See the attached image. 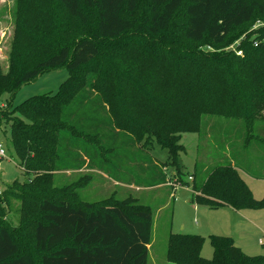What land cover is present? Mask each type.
I'll return each instance as SVG.
<instances>
[{
    "label": "trees",
    "instance_id": "16d2710c",
    "mask_svg": "<svg viewBox=\"0 0 264 264\" xmlns=\"http://www.w3.org/2000/svg\"><path fill=\"white\" fill-rule=\"evenodd\" d=\"M56 2L72 18L65 24L74 20L83 34L34 61L30 52L19 54L20 48L11 55L6 74L0 65V99L5 93L12 98L23 84L51 68L69 71L56 92L35 94L0 110V123L10 125L18 165L31 175L26 186L39 189L40 213L31 229L36 260L21 249L10 224L0 220V264H147L155 207L133 203L134 197L95 202L52 198L45 184L52 173L83 167L137 186L167 184L164 166L178 169L182 134L196 132L201 139L210 126L206 116L238 121L240 146L250 147L254 132L264 134V34L240 46L243 56L193 44H223L234 28L248 24L255 14L264 15V0H149L150 15L138 24L124 16L135 11L137 0ZM181 7L186 41L168 34ZM135 30L147 38L135 40ZM32 41L24 47L36 48L34 56L51 45L38 37ZM121 57L133 61L122 62ZM153 141L167 150L166 162L148 153ZM229 146L230 153L214 163L203 160L197 146L189 175L193 200L212 208H264V197L254 198L240 175L239 145ZM231 148L238 149L236 156ZM138 174L148 182H139ZM92 175L79 173L63 189L71 195L73 186H82L80 180ZM210 240L213 255L207 259L200 254L203 236L170 232L166 257L175 264H264V256L245 254L230 236L210 235Z\"/></svg>",
    "mask_w": 264,
    "mask_h": 264
},
{
    "label": "rangeland",
    "instance_id": "374dc122",
    "mask_svg": "<svg viewBox=\"0 0 264 264\" xmlns=\"http://www.w3.org/2000/svg\"><path fill=\"white\" fill-rule=\"evenodd\" d=\"M150 5L149 0H137L135 11H125L124 16L135 19L137 24L144 23L150 15ZM185 18L184 7H181L172 18L168 34L186 41L182 37ZM70 19H72L70 16L62 12L56 0H0V65L3 74L9 70L11 55H16L20 48L22 49L19 54L30 52L27 55H29V59L33 58L34 61L56 51L65 42L71 44V40L83 32L77 28V23L74 20L70 26L65 24ZM41 31L43 32L41 33ZM262 34H264V15L255 14L248 24L234 28L223 44L213 46L203 40L193 45H197L204 51H233L237 55L243 56L245 52L240 46L242 47L246 43L248 46L249 40L256 39L258 35ZM132 36H135L137 41L147 38V34L137 30ZM34 37L51 42L50 47L37 48L43 50V52L39 50L41 53L37 56L30 55L32 51H36V48L32 50L24 47L27 42H33ZM155 42L157 44V40ZM120 60L122 62L133 61L125 57H121ZM68 75L69 71L62 66L43 72L37 78L23 84L12 98L9 99L7 93L2 95L0 110L17 105L35 94L56 92ZM206 118H210V126L205 130L206 138H204V129L200 136L204 139H200L196 132L183 133L180 143L184 147V151L179 153L178 169L175 170V167L171 165L164 166L168 176L166 185L174 199L167 204V199L164 200L166 205L163 203L158 211L153 208L152 237L148 244L147 264H175L166 257L170 232L203 236L204 241L200 254L207 259L213 255L210 235L230 236L233 243L239 246L245 254L264 256V208L243 211L228 208L209 209L205 207L206 205H201L194 200L190 201L192 190L187 187L189 183L187 177L193 175L191 173L193 165L197 154L199 155L197 146L200 151L204 152L202 159L204 160L206 157L208 161L214 163L216 161L213 160L218 156L225 152L230 153L229 144L233 142L235 146L239 145L238 149L241 156L239 161L242 162V164L239 163L241 166L240 174L254 198L264 197V180L248 176V174H256L259 177H264V161H262L264 160V147H261L259 140V136L264 134L254 132L251 146L242 148L238 121L217 116H206ZM151 145L153 146L151 154L159 161L166 162L167 150L155 141ZM0 147L5 152V155L0 157V220L10 224L14 229L15 237L20 240L21 249L29 251L36 260L39 254L33 248L31 229L33 219L40 216L36 209L39 189L27 188L26 184L31 183V175L25 174L18 165L19 162L11 144L10 125L3 121L0 123ZM238 149L231 148L233 156H236L234 152ZM117 172L120 174L117 176H122V178L125 176L124 173ZM50 175V180L48 183L46 182L45 187L52 198L67 197L72 200L82 199L95 202L109 197L111 200L134 197L136 200L133 203L140 202L149 207H156L155 201L159 198L158 192H156L157 197L155 196L154 200L149 199L151 194H155L152 192L154 189L134 190L114 184L111 179L99 173L93 174L92 178L87 181L80 180L82 186H73L71 190L73 194L70 195L63 187L67 181L75 180L77 177L67 179L60 173ZM137 178L139 182H148L142 181L140 174ZM75 189L76 192L74 193Z\"/></svg>",
    "mask_w": 264,
    "mask_h": 264
},
{
    "label": "crops",
    "instance_id": "0c3cea01",
    "mask_svg": "<svg viewBox=\"0 0 264 264\" xmlns=\"http://www.w3.org/2000/svg\"><path fill=\"white\" fill-rule=\"evenodd\" d=\"M152 147L153 146H150V149L148 150V153L152 156V158L155 160V161H157V162H161V161H159L158 159H156L152 154H151V149H152ZM86 172H90V173H92V174H100V175H102V176H104V177H106V178H108V179H111L113 182H114V184L116 183V184H119V185H122V186H126V187H129V188H132V189H134V190H146V189H154V191H152L153 193H155L154 195H152L151 194V196L149 197V199L150 200H154L155 199V196H156V192H158V195H159V198H158V200L157 201H155V203H156V207H155V209H156V211H158L159 209H160V207L163 205V203H164V200H166L167 199V202H166V204L169 202V201H171V200H173L174 198H173V195H171V192H170V190H169V188H168V186L165 184V183H161V184H158V185H154V186H147V187H143V186H137L134 182H131V183H124V182H118V181H116V180H114V179H112V178H110L107 174H105V173H103V172H100L99 170H95V169H88V168H86V167H83V168H81V169H79V170H67V171H64V172H55V173H60L61 175H63V176H65L67 179L68 178H72V177H77L78 175H79V173H86ZM191 173H193V170H192V172ZM99 175V177L100 178H102L101 176ZM241 175V174H240ZM242 176V175H241ZM249 176V175H248ZM249 177H251V178H254V177H252V176H249ZM243 178V177H242ZM187 179H188V177H187ZM256 179H260V180H264V178H256ZM194 180V179H193ZM189 183L187 184L188 186V188H190L191 190H192V195H191V197H190V201H193V194L195 193V191L193 190V181L191 180V181H188ZM246 183V182H245ZM162 187V188H161ZM157 188H160V189H157ZM134 194H136V193H134ZM174 195H175V193H174ZM157 197V196H156ZM149 200V201H150ZM165 203H164V205H166ZM152 207H154V206H152ZM205 207H207V208H209V209H225V208H228V209H232V210H235V209H233V208H231L230 206H227V205H222V206H219V207H217V208H212V207H209V206H205ZM243 210H253V209H243ZM243 210H235V211H243ZM257 210H261V209H257ZM255 211V210H254Z\"/></svg>",
    "mask_w": 264,
    "mask_h": 264
},
{
    "label": "built area",
    "instance_id": "2783aa9c",
    "mask_svg": "<svg viewBox=\"0 0 264 264\" xmlns=\"http://www.w3.org/2000/svg\"><path fill=\"white\" fill-rule=\"evenodd\" d=\"M5 155V152L4 150L0 147V157H3ZM192 180V177L191 176H188V181H191Z\"/></svg>",
    "mask_w": 264,
    "mask_h": 264
}]
</instances>
